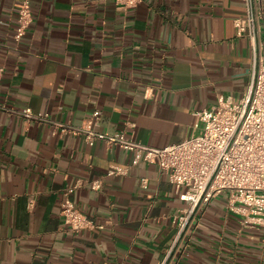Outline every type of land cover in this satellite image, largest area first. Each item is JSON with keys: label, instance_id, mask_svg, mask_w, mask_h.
Segmentation results:
<instances>
[{"label": "crops", "instance_id": "obj_1", "mask_svg": "<svg viewBox=\"0 0 264 264\" xmlns=\"http://www.w3.org/2000/svg\"><path fill=\"white\" fill-rule=\"evenodd\" d=\"M19 5L0 0V264H160L185 205L166 173L55 123L85 125L96 112L94 130L152 147L191 136L194 111L247 89L243 1L31 0L33 22L15 41ZM27 107L48 120L26 119ZM112 165L124 172L107 175ZM65 193L94 228L68 227ZM165 264H264V216L229 208L221 192Z\"/></svg>", "mask_w": 264, "mask_h": 264}, {"label": "built area", "instance_id": "obj_2", "mask_svg": "<svg viewBox=\"0 0 264 264\" xmlns=\"http://www.w3.org/2000/svg\"><path fill=\"white\" fill-rule=\"evenodd\" d=\"M126 8H132L143 0H115ZM244 13L235 20L238 35H247L251 41L252 61L249 83L243 96L237 100L231 96H219L207 107L194 111L195 133L164 147H152L127 137L123 131L107 134L94 130L98 115L93 113L87 124L69 126L56 122L55 129L81 134L92 144L103 140L107 144L134 150L138 157L156 163L174 185L185 205L175 219L177 232L165 264L175 246L184 239L193 225L199 209L221 192H228V207L264 216V54L258 44L261 31V0H242ZM244 20V23L241 22ZM33 22L31 0H20L13 38L19 41ZM19 113L26 119L48 120L46 115L25 108ZM124 172V168L112 165L107 175ZM92 189L102 186L100 179L87 181ZM145 181L143 179L142 184ZM60 214L74 231L91 229L94 220L65 193Z\"/></svg>", "mask_w": 264, "mask_h": 264}]
</instances>
